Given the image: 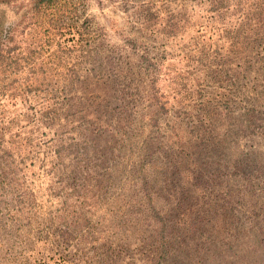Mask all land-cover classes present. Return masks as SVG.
Here are the masks:
<instances>
[{
    "label": "rangeland",
    "instance_id": "1",
    "mask_svg": "<svg viewBox=\"0 0 264 264\" xmlns=\"http://www.w3.org/2000/svg\"><path fill=\"white\" fill-rule=\"evenodd\" d=\"M0 32L29 57L0 62V264H155L154 209L163 264H264V0H0Z\"/></svg>",
    "mask_w": 264,
    "mask_h": 264
},
{
    "label": "trees",
    "instance_id": "2",
    "mask_svg": "<svg viewBox=\"0 0 264 264\" xmlns=\"http://www.w3.org/2000/svg\"><path fill=\"white\" fill-rule=\"evenodd\" d=\"M34 1V10L37 13V17L41 18L42 15H45L47 11H49L52 8H55L56 4L62 0H33ZM1 35V32H0ZM21 54L18 55H13L11 48L7 50L5 46L2 45L1 39H0V62L1 63H6L7 66H9L8 62H13L18 63V60L21 58L22 59H29V57H19ZM17 66V65H16ZM158 102V101H157ZM164 111V106L160 105V109L157 111ZM146 198L148 200V203L151 205L153 198L152 196L147 193ZM153 216L155 218V221L158 223L157 225L159 226V233H158V239L161 245V251L159 255V259L155 261V264H163L165 261H168L170 259V251L168 250V245H167V235H166V230L168 228V223L166 221L165 216H161L160 213L154 209L153 211ZM204 217H198L197 223L193 227V229L198 230V226L201 225L203 222ZM259 242V241H258Z\"/></svg>",
    "mask_w": 264,
    "mask_h": 264
}]
</instances>
